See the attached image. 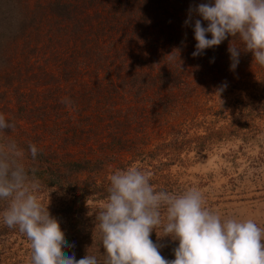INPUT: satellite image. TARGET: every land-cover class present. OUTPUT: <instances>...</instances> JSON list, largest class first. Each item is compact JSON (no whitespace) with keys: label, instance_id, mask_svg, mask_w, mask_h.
<instances>
[{"label":"trees","instance_id":"trees-1","mask_svg":"<svg viewBox=\"0 0 264 264\" xmlns=\"http://www.w3.org/2000/svg\"><path fill=\"white\" fill-rule=\"evenodd\" d=\"M202 2L0 0V113L26 153L29 143L40 150L26 163L45 189L83 207L107 197L118 169L152 167L160 178L163 164L153 166L148 147L170 137L180 144L203 124L211 134L212 124L263 107L248 91L264 67L242 53L231 71V37L193 58L194 32L183 25L190 4ZM174 151L159 153L172 160Z\"/></svg>","mask_w":264,"mask_h":264},{"label":"clouds","instance_id":"clouds-1","mask_svg":"<svg viewBox=\"0 0 264 264\" xmlns=\"http://www.w3.org/2000/svg\"><path fill=\"white\" fill-rule=\"evenodd\" d=\"M183 26L194 32L193 58L231 37V71L237 68L242 53H251L253 62L264 67V0L192 3ZM233 38L242 42L243 51L233 44ZM174 52L179 49L168 57L175 59ZM226 86H219L216 94ZM61 102L73 103L69 98ZM15 128L14 122L0 114V201L5 202L3 223L18 229L30 242V264H264V228L253 219H222L205 206L198 188L179 195L156 189L149 173L135 166L118 169L109 177L106 202L94 212L103 258L90 255L87 249L77 260L70 253L74 243L65 238L49 203L45 206L41 201L46 186L37 169L26 163L29 156L35 162L40 150L29 143L26 153L11 136ZM154 231L156 243L150 238ZM164 238L178 242L174 259L161 255L159 241Z\"/></svg>","mask_w":264,"mask_h":264},{"label":"rangeland","instance_id":"rangeland-1","mask_svg":"<svg viewBox=\"0 0 264 264\" xmlns=\"http://www.w3.org/2000/svg\"><path fill=\"white\" fill-rule=\"evenodd\" d=\"M255 89L259 95L264 93V76L248 91L255 98L249 102L263 103V107L251 113L245 111L246 119L234 114L225 121L212 124L214 129L211 134L204 132L203 128L208 124H203L198 130H190L186 138H181L180 144L174 143L170 137L165 144L156 143L155 147H148L147 150L155 158L153 166L163 164L160 178L153 176L152 167H144L150 171L153 187L176 195L192 187L198 188L205 198V206L220 214L222 219H253L264 228V102ZM2 112L5 113L4 109ZM208 121H212L209 116ZM221 128L226 129L219 134L217 130ZM173 150L172 160L162 158L164 154L159 153ZM94 197L86 201L83 207L77 206L74 199L73 208L69 203L73 199L70 195L48 189L41 193L40 198L45 206L49 203V209L53 207L49 211L59 221L65 238L69 243H74L75 247L70 249V253L74 252L77 260L86 255L87 249L90 255L103 258L102 249L97 246L100 244V234L98 228L94 229V212L103 208L106 198ZM4 207L5 202L0 201V210ZM2 212L0 264H30V242L18 229H6ZM157 232L162 235L160 229ZM155 237H150L154 243L157 242ZM159 243L162 246L161 255L169 260L174 259L173 249L178 242L164 238Z\"/></svg>","mask_w":264,"mask_h":264}]
</instances>
